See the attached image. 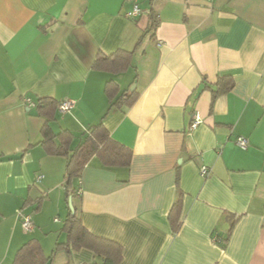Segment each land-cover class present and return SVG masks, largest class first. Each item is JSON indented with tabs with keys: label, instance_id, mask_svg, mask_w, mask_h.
Instances as JSON below:
<instances>
[{
	"label": "crops",
	"instance_id": "1",
	"mask_svg": "<svg viewBox=\"0 0 264 264\" xmlns=\"http://www.w3.org/2000/svg\"><path fill=\"white\" fill-rule=\"evenodd\" d=\"M118 50L133 51L126 70L93 69L98 53ZM224 77L234 86L212 103L204 88ZM110 81L117 95L137 93L131 107L110 108ZM45 97L75 101L51 124L73 134L72 148L102 121L132 150L130 166L94 156L66 179V160L38 144L44 119L26 103ZM65 186L83 226L122 247L119 264H264V0H0V264L29 239L46 255L64 239ZM68 259L94 256L60 251L51 264Z\"/></svg>",
	"mask_w": 264,
	"mask_h": 264
},
{
	"label": "trees",
	"instance_id": "2",
	"mask_svg": "<svg viewBox=\"0 0 264 264\" xmlns=\"http://www.w3.org/2000/svg\"><path fill=\"white\" fill-rule=\"evenodd\" d=\"M156 18L150 15V29H155ZM133 51L118 50L111 55L98 53L93 69L108 73H120L129 66ZM234 86L232 78H220L211 86H205L212 94V103L216 97L229 92ZM104 92L109 99L110 108H129L137 99V93L117 95L118 88L110 81L106 83ZM57 102L52 98H38L33 108L38 117L44 119L40 130L38 144L49 156L62 157L66 160L64 177L78 179L87 162L97 157L106 167H129L132 159V150L115 140L105 129L103 122L91 126L85 131L81 143L72 148L73 134L66 130L54 132L51 124L56 121ZM23 153V152H22ZM66 187V186H65ZM66 203L74 198V191L66 187ZM44 198L35 200V211H38ZM26 204V203H25ZM181 200L178 196L174 202L168 221L172 233H177L181 222L179 220ZM233 223V222H232ZM231 223V225H233ZM232 228V226H231ZM230 228V230H231ZM229 230V232H230ZM60 232L64 239L57 241L49 255H46L37 239H29L16 251L11 264H51L54 255L63 251L68 257L74 251L88 250L94 256L92 264H119L122 260V247L112 241L90 233L82 224L78 211L73 207L62 223ZM66 264H72L68 259Z\"/></svg>",
	"mask_w": 264,
	"mask_h": 264
},
{
	"label": "built area",
	"instance_id": "3",
	"mask_svg": "<svg viewBox=\"0 0 264 264\" xmlns=\"http://www.w3.org/2000/svg\"><path fill=\"white\" fill-rule=\"evenodd\" d=\"M138 12H139L138 7L134 6L131 14L136 15ZM26 103L29 106H33V103L30 102V100H26ZM74 106H75V101L69 100V99L64 100V101L58 103L57 111L60 114H66V113H69L74 108ZM200 123H201V118H200L198 113H195L193 116V120L190 124V129L191 130L195 129ZM234 142H235V145L238 148H240L241 150H245L249 145L248 139L241 137V136L236 137ZM210 174H211V170H209V168H207L205 166H202L200 168V175L203 178H207ZM21 226L24 230H31V228H32L31 218L29 216H23L22 221H21ZM215 240H217V239H215Z\"/></svg>",
	"mask_w": 264,
	"mask_h": 264
},
{
	"label": "water",
	"instance_id": "4",
	"mask_svg": "<svg viewBox=\"0 0 264 264\" xmlns=\"http://www.w3.org/2000/svg\"><path fill=\"white\" fill-rule=\"evenodd\" d=\"M133 90V88H131V91ZM69 209L72 211L73 207H72V201L71 198L69 199V203H68Z\"/></svg>",
	"mask_w": 264,
	"mask_h": 264
}]
</instances>
